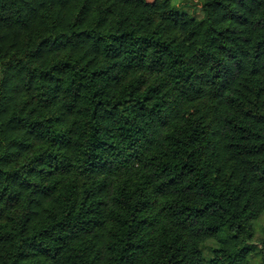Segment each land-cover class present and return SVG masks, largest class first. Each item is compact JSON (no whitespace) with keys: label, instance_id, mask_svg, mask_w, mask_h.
<instances>
[{"label":"trees","instance_id":"1","mask_svg":"<svg viewBox=\"0 0 264 264\" xmlns=\"http://www.w3.org/2000/svg\"><path fill=\"white\" fill-rule=\"evenodd\" d=\"M200 10L0 0V264H264V0Z\"/></svg>","mask_w":264,"mask_h":264},{"label":"rangeland","instance_id":"2","mask_svg":"<svg viewBox=\"0 0 264 264\" xmlns=\"http://www.w3.org/2000/svg\"><path fill=\"white\" fill-rule=\"evenodd\" d=\"M178 10L187 15L192 16L195 19H200L202 16L200 6H199V0H184L183 6L181 8H178ZM255 230H256V237L252 241V243L258 246L256 241L259 240L264 233V217L255 224ZM210 248H212L211 243L207 245L205 251L203 252V255L205 258L209 257ZM249 261H250V264H258L260 263V258L254 257V258H251Z\"/></svg>","mask_w":264,"mask_h":264},{"label":"clouds","instance_id":"3","mask_svg":"<svg viewBox=\"0 0 264 264\" xmlns=\"http://www.w3.org/2000/svg\"><path fill=\"white\" fill-rule=\"evenodd\" d=\"M204 2L205 0H200L199 6H203ZM183 3H184V0H170V6L174 9L181 8L183 6ZM201 18H203V16H201Z\"/></svg>","mask_w":264,"mask_h":264}]
</instances>
